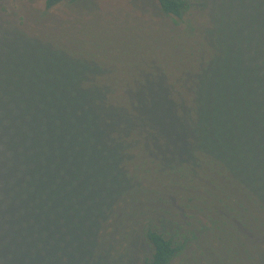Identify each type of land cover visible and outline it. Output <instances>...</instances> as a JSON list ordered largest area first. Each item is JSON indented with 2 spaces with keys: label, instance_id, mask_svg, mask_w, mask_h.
Segmentation results:
<instances>
[{
  "label": "trees",
  "instance_id": "16d2710c",
  "mask_svg": "<svg viewBox=\"0 0 264 264\" xmlns=\"http://www.w3.org/2000/svg\"><path fill=\"white\" fill-rule=\"evenodd\" d=\"M76 1L45 0L35 17L41 28L30 33L95 70L61 83H14L22 106L17 135L31 156L9 182L0 264H111L108 224L167 203L175 215L142 228L149 251L141 264H171L193 243L205 248L198 264H246L248 236L240 233L264 235L254 224L253 195L264 180L252 177L264 171V54L255 84L249 77L206 80L211 62L189 65L193 38L185 32L142 39L88 25L82 35L43 26L55 6ZM155 1L182 24L187 0ZM216 55L213 49L211 59ZM232 171L248 178L246 186Z\"/></svg>",
  "mask_w": 264,
  "mask_h": 264
},
{
  "label": "rangeland",
  "instance_id": "374dc122",
  "mask_svg": "<svg viewBox=\"0 0 264 264\" xmlns=\"http://www.w3.org/2000/svg\"><path fill=\"white\" fill-rule=\"evenodd\" d=\"M187 1L189 10L178 26L173 19L162 15L155 0H77L73 5L62 3L51 10L43 26L63 28L75 34L77 31L82 35L83 26L88 25L105 31L109 37L122 33L128 38L137 36L142 39L156 31L166 35L185 32L193 38L190 40L189 65L200 68L202 65L206 67L208 60L211 62L204 79L243 80L249 77L254 84L259 82L261 74L256 72L264 54V31L260 30L264 24V0ZM44 4L45 0H0V244L9 222L10 215L6 216L11 208L8 199L14 193L9 182L14 177L15 167L19 168L20 160L31 156L29 152L24 153L17 135L15 120L22 106L16 95L18 88H13L15 81L56 80L61 83V79L83 78L87 70H95L32 38L31 33H37L41 28L35 17L44 9ZM213 49L217 55L211 59ZM199 60L202 61L199 63ZM250 65L249 72H241V66ZM260 95L262 106L264 93ZM232 173L245 185L247 177L242 173ZM260 176L263 181L264 171L252 177L259 179ZM253 195L259 203V217L254 224L264 231V181L262 191ZM172 205L167 203L160 209L149 204L150 208L144 209L146 212L143 211V216L138 215L133 220L124 218L123 221L119 216L110 222L108 229L113 232V240L107 245L106 252L112 260L111 264H141V257L149 251L141 233L144 224L174 216L176 211ZM172 208L173 211L168 213ZM12 218L14 221L15 216ZM120 221L121 229L116 224ZM240 234L248 236L244 241L247 247L242 245L246 264H252L254 258L256 262L253 264H264V235L248 230H242ZM214 244L219 245L220 242L215 240ZM202 248L198 243H193L182 257L171 264H198V259L202 261L204 255L205 248Z\"/></svg>",
  "mask_w": 264,
  "mask_h": 264
}]
</instances>
